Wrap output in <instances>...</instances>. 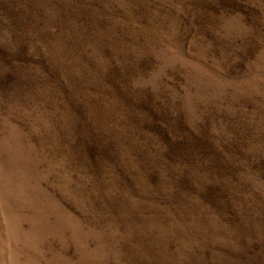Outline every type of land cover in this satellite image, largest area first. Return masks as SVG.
<instances>
[{
  "label": "rangeland",
  "instance_id": "obj_1",
  "mask_svg": "<svg viewBox=\"0 0 264 264\" xmlns=\"http://www.w3.org/2000/svg\"><path fill=\"white\" fill-rule=\"evenodd\" d=\"M0 264H264V0H0Z\"/></svg>",
  "mask_w": 264,
  "mask_h": 264
}]
</instances>
